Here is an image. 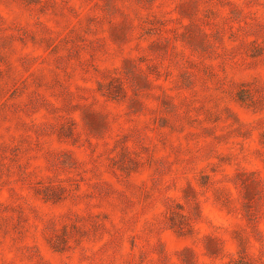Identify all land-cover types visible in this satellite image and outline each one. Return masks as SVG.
Listing matches in <instances>:
<instances>
[{
	"label": "rangeland",
	"instance_id": "obj_1",
	"mask_svg": "<svg viewBox=\"0 0 264 264\" xmlns=\"http://www.w3.org/2000/svg\"><path fill=\"white\" fill-rule=\"evenodd\" d=\"M0 264H264V0H0Z\"/></svg>",
	"mask_w": 264,
	"mask_h": 264
}]
</instances>
